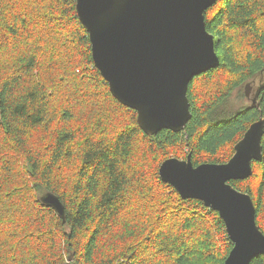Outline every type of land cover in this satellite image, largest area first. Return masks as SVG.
Here are the masks:
<instances>
[{
    "label": "trees",
    "instance_id": "1",
    "mask_svg": "<svg viewBox=\"0 0 264 264\" xmlns=\"http://www.w3.org/2000/svg\"><path fill=\"white\" fill-rule=\"evenodd\" d=\"M205 20L220 64L190 83L185 129L149 136L97 68L77 0H0V264H225L219 212L159 171L190 154L195 167L228 162L264 118V0H219ZM255 83L251 105L225 110ZM252 166L231 184L264 233V158Z\"/></svg>",
    "mask_w": 264,
    "mask_h": 264
},
{
    "label": "water",
    "instance_id": "2",
    "mask_svg": "<svg viewBox=\"0 0 264 264\" xmlns=\"http://www.w3.org/2000/svg\"><path fill=\"white\" fill-rule=\"evenodd\" d=\"M219 0H77V12L90 35L93 59L112 95L138 115L146 135L185 129L192 115L188 89L193 79L217 68L220 59L205 13ZM264 118L254 122L226 163L195 167L169 158L162 181L184 199L201 200L219 212L234 244L225 264H251L264 255V233L252 196L231 181L252 177L253 162L264 158ZM42 203L62 218L65 206L47 193Z\"/></svg>",
    "mask_w": 264,
    "mask_h": 264
},
{
    "label": "rangeland",
    "instance_id": "3",
    "mask_svg": "<svg viewBox=\"0 0 264 264\" xmlns=\"http://www.w3.org/2000/svg\"><path fill=\"white\" fill-rule=\"evenodd\" d=\"M258 84L255 83L253 88L248 90L244 95H234L230 98L225 106V110L235 112L241 108L251 105L255 101Z\"/></svg>",
    "mask_w": 264,
    "mask_h": 264
},
{
    "label": "bare ground",
    "instance_id": "4",
    "mask_svg": "<svg viewBox=\"0 0 264 264\" xmlns=\"http://www.w3.org/2000/svg\"><path fill=\"white\" fill-rule=\"evenodd\" d=\"M89 33V32H88ZM90 36V35H89ZM179 193V192H178ZM232 251V250H231Z\"/></svg>",
    "mask_w": 264,
    "mask_h": 264
}]
</instances>
